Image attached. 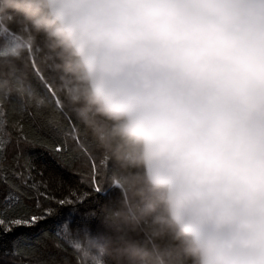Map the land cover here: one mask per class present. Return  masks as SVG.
Listing matches in <instances>:
<instances>
[{"label":"clouds","instance_id":"1","mask_svg":"<svg viewBox=\"0 0 264 264\" xmlns=\"http://www.w3.org/2000/svg\"><path fill=\"white\" fill-rule=\"evenodd\" d=\"M13 97L69 117L119 193L80 264H264V0H0Z\"/></svg>","mask_w":264,"mask_h":264},{"label":"trees","instance_id":"2","mask_svg":"<svg viewBox=\"0 0 264 264\" xmlns=\"http://www.w3.org/2000/svg\"><path fill=\"white\" fill-rule=\"evenodd\" d=\"M33 84L42 93L49 92L50 85L38 76L33 78ZM74 126L69 117L58 123L35 108L21 109L15 97L9 105L0 106V176L6 174L11 184L27 193L21 200L31 212L41 216L51 213L32 228H14L9 233L0 230V264H80L71 245L75 230L87 224L94 235L103 231L97 221H86V214L98 211L119 193L108 190L105 169L98 158H89L91 152L80 148L71 134ZM55 147L62 151L55 152ZM93 165L96 183L102 189L99 193L92 186ZM29 172L32 180L28 183L47 185L45 188L38 183L39 190L50 197H38L39 207L36 190L14 175L23 173L27 177ZM9 190L7 184L0 183V209ZM60 199L72 203L60 206ZM12 214L9 208L7 215Z\"/></svg>","mask_w":264,"mask_h":264},{"label":"snow or ice","instance_id":"3","mask_svg":"<svg viewBox=\"0 0 264 264\" xmlns=\"http://www.w3.org/2000/svg\"><path fill=\"white\" fill-rule=\"evenodd\" d=\"M37 76L43 80V77L40 76V74L37 72ZM50 90V89H49ZM76 139V142L79 143V139L77 137H74ZM55 152L60 153L62 151L61 147H55ZM106 166V165H105ZM95 165H93V174H92V186L93 190L97 193L101 192L102 189L97 185L96 179H95ZM19 179L22 180V182L25 184L26 187L32 190H36L37 192V203L36 206L39 207V199L38 197H48V193L46 191H40L38 187V183L43 185V187L46 188V184L44 182H33L28 183L29 180H32L31 173L29 172V175L27 177L24 176L23 173H14ZM0 183L7 184L9 187L8 195L5 197V200L3 202V209H0V211L3 212V214H0V230H2L5 233L12 232L14 228H32L41 223L47 215H50L51 213L48 212L44 216L38 215L34 212H31L27 206H25L21 200L22 196L27 195V193H23L20 191L19 186L11 184L8 181L7 175L4 174L0 176ZM75 195V193H73ZM54 199V197H51ZM84 198H87L86 195ZM80 202H83L82 200ZM60 206L70 205L72 203L71 200L66 199H60L58 201ZM11 208L12 209V215H7V210ZM60 233H57V236H59Z\"/></svg>","mask_w":264,"mask_h":264}]
</instances>
